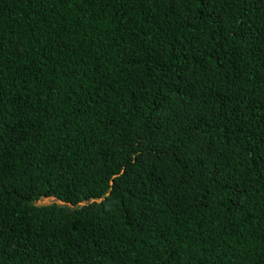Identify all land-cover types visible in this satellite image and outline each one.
<instances>
[{
    "label": "trees",
    "instance_id": "16d2710c",
    "mask_svg": "<svg viewBox=\"0 0 264 264\" xmlns=\"http://www.w3.org/2000/svg\"><path fill=\"white\" fill-rule=\"evenodd\" d=\"M0 264H264V0H0Z\"/></svg>",
    "mask_w": 264,
    "mask_h": 264
},
{
    "label": "clouds",
    "instance_id": "9594fccd",
    "mask_svg": "<svg viewBox=\"0 0 264 264\" xmlns=\"http://www.w3.org/2000/svg\"><path fill=\"white\" fill-rule=\"evenodd\" d=\"M205 7H210V5L206 2V6ZM46 198H51L53 201L59 203V204H63L60 200H56L53 197H46ZM98 200V199H97ZM81 203H85V201L81 202Z\"/></svg>",
    "mask_w": 264,
    "mask_h": 264
},
{
    "label": "rangeland",
    "instance_id": "374dc122",
    "mask_svg": "<svg viewBox=\"0 0 264 264\" xmlns=\"http://www.w3.org/2000/svg\"><path fill=\"white\" fill-rule=\"evenodd\" d=\"M52 201H53V200H52L51 198H43V199H41V200L39 201V203L44 204V203L52 202Z\"/></svg>",
    "mask_w": 264,
    "mask_h": 264
}]
</instances>
